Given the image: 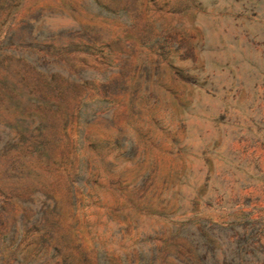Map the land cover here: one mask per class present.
<instances>
[{"label": "rangeland", "instance_id": "1", "mask_svg": "<svg viewBox=\"0 0 264 264\" xmlns=\"http://www.w3.org/2000/svg\"><path fill=\"white\" fill-rule=\"evenodd\" d=\"M0 264H264V0H0Z\"/></svg>", "mask_w": 264, "mask_h": 264}]
</instances>
